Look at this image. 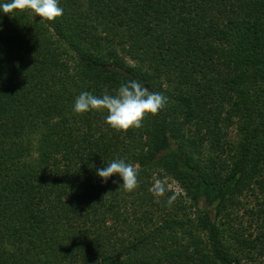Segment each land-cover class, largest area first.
Wrapping results in <instances>:
<instances>
[{
    "label": "trees",
    "instance_id": "obj_1",
    "mask_svg": "<svg viewBox=\"0 0 264 264\" xmlns=\"http://www.w3.org/2000/svg\"><path fill=\"white\" fill-rule=\"evenodd\" d=\"M59 6L0 13V264H264V0ZM130 80L167 97L140 128L72 111Z\"/></svg>",
    "mask_w": 264,
    "mask_h": 264
},
{
    "label": "clouds",
    "instance_id": "obj_2",
    "mask_svg": "<svg viewBox=\"0 0 264 264\" xmlns=\"http://www.w3.org/2000/svg\"><path fill=\"white\" fill-rule=\"evenodd\" d=\"M31 9L41 19L52 21L63 14L59 0H0V13L9 14L15 10ZM167 102V97L159 92H150L141 82L130 80L120 84L115 94L96 96L83 91L75 98L72 111L80 114L91 110H106L105 123L116 130L140 128L146 114H157ZM106 167L96 169V175L103 182L117 176L119 186L132 191L137 186L138 171L124 159H114ZM154 196H161L166 188L156 181L149 189ZM175 196L169 197L171 204Z\"/></svg>",
    "mask_w": 264,
    "mask_h": 264
},
{
    "label": "rangeland",
    "instance_id": "obj_3",
    "mask_svg": "<svg viewBox=\"0 0 264 264\" xmlns=\"http://www.w3.org/2000/svg\"><path fill=\"white\" fill-rule=\"evenodd\" d=\"M168 182L170 183V186H171V187L176 186V184H175L173 181H172V182H171V181H168Z\"/></svg>",
    "mask_w": 264,
    "mask_h": 264
}]
</instances>
